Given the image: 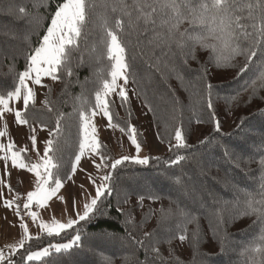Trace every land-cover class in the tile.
<instances>
[{"label":"trees","instance_id":"obj_1","mask_svg":"<svg viewBox=\"0 0 264 264\" xmlns=\"http://www.w3.org/2000/svg\"><path fill=\"white\" fill-rule=\"evenodd\" d=\"M11 2L15 5L11 13L9 3L0 5V93L5 94L17 85V74L25 70V50L29 46L37 45L62 0ZM17 7H24L27 14L19 13ZM104 13L103 7H97V16ZM108 15L114 19L116 14L109 12ZM163 19L167 17L164 16ZM89 28L91 34L87 46H82L81 49L84 60L82 66L76 67L77 61L74 57L73 75L66 77L58 71L57 76L60 79L57 80V85L47 86L45 102L48 103L44 102L40 106L35 102L26 113L30 122V125H26L29 135L33 134L32 128H35V133L45 130L49 134L55 129L57 114L63 116V131L54 151L61 165L63 184L69 181L64 178L65 175L72 176L71 161L78 151V121L73 115L74 106L78 103L77 97L83 94L90 104H94V93L98 86L97 73L108 64L106 59L96 63L91 47L98 40L99 33L93 25H89ZM185 30L194 35L205 34L199 27L187 22L180 27L181 32ZM128 31L131 34L124 39L130 42L129 52L137 54L131 69L134 77L128 82L134 99L150 116L158 139L163 145L169 147V141L175 144L172 139L174 132L177 128L182 129L189 146L181 150L186 159L170 166L167 161L174 156L175 150L170 151L168 148L163 154L149 156L148 165L127 162L126 166L119 169V177L112 195L101 198L103 202H98L97 211L92 217L87 221H79L73 229L61 233L59 237L51 238L53 243H63L71 239L76 232L81 235L79 246L68 253L56 254L52 258V264H144L145 250L138 246L135 240L144 239L145 244H150L151 237H146V233L166 237L169 233L163 231L164 229L171 227L175 231L178 218L173 216L161 223L162 210L175 211L178 205L199 216L198 252L194 255L190 243L192 233L197 228L195 223H191L187 225V241L181 243L177 238L172 240L171 244L163 242L158 245L165 258L163 264H175L170 250L174 251L181 264H250L248 257L242 255V252L260 233V222L256 216H241L235 220L231 217L236 215L243 205L247 198L246 192L257 199L264 192L261 188L264 171L259 163L260 159L264 158V82L257 78L254 85L247 83L255 74L264 71V67L259 63L260 53L258 52L242 76H238V73L245 64L243 55L232 59V66L224 67L210 63V53L199 47L196 48V59L189 60L187 64H181L177 55L175 61L180 65L181 74L188 85L186 89L180 80L167 74L163 63L157 66L155 57L151 55L154 46L149 41L154 33L167 35V27L161 25V17H157L154 31L145 34ZM25 36L28 37L27 40ZM240 43L243 48L249 46L247 40L242 39ZM162 52L168 53L164 59H169L177 49L173 45L169 52L167 47L162 46L155 49V56H161ZM202 66H206L208 70L205 80H200ZM157 67L159 71L156 70ZM106 72L105 68V78ZM161 73H164L163 77ZM205 81L212 85L211 109L206 106ZM253 88L257 90L255 98ZM173 95L178 98V104L172 100ZM110 111L115 123L129 130L135 127L136 135H140L141 123L130 96L126 104L122 105L120 99L118 104L112 103ZM215 121L220 123L219 132L215 130ZM49 139H52L50 135ZM102 144L105 146V153L112 158H118L110 147ZM24 158L33 161L28 151ZM176 176L181 177L187 186L186 194L182 195V189L174 183L173 177ZM122 189L130 194L127 202L125 191ZM17 190L21 191L19 188ZM148 194L159 199L153 201L145 198L143 207H140L138 196ZM201 204L205 207L202 208ZM221 208L225 222L217 234L213 235L207 210ZM129 214L132 220L126 223ZM39 237L40 241L30 242L32 250H40L48 245L49 238L44 235ZM23 252L24 249H20L12 259L19 262ZM152 257L153 254L149 252L148 264H153ZM257 259L261 257L257 256ZM25 264H41V261L25 260ZM154 264L162 262L155 260Z\"/></svg>","mask_w":264,"mask_h":264},{"label":"snow or ice","instance_id":"obj_2","mask_svg":"<svg viewBox=\"0 0 264 264\" xmlns=\"http://www.w3.org/2000/svg\"><path fill=\"white\" fill-rule=\"evenodd\" d=\"M5 2L9 3V12L15 7L11 0H0V5ZM97 7H103L105 13L96 15ZM186 9V13H185ZM19 13L27 14L24 7H17ZM116 14L113 19L108 13ZM246 12V15L244 13ZM161 17V25L167 27V35L161 32H155L149 41L153 44L151 55L155 57L156 65L163 63V67L167 70L169 76H174L181 81L182 86L186 89L184 77L180 71V65L176 63L175 58L180 57L181 64H187L189 60L196 59V48L199 47L210 53L209 62L214 63L217 67L232 66L231 60L236 56L243 55L245 64L240 68L238 76H242L251 65L253 59L260 53L259 63L264 67V0H62L58 5L54 16L50 19L45 34L39 39L37 45L29 46L25 50L26 67L25 70L17 74L18 83L6 94L0 93V118H3L5 112H14L15 121L21 125H30L27 118V111L30 106L35 105L36 93L29 86V81L33 84L43 87L42 80L51 78L58 80L57 72L61 71L66 77H71L73 58H76V67L82 66L84 63L82 46L86 47L88 37L91 34L89 25H93L98 33V40L92 44L91 52L95 54L96 63L107 60L108 64L99 70L97 88L94 93V104L83 96L77 97V105L74 106L73 115L77 118V144L78 151L71 161V174H75L81 163V159L88 157L98 172H103L99 176L100 183L97 184L96 178L89 176L90 182L95 186V197L90 202L85 203L83 214L77 212L78 220L70 219L67 223H61L53 220L51 223L39 221L38 227L42 230L45 237L49 238L46 247L40 250H32L31 244L33 240L40 241V237H33L29 233L28 226L21 223L23 229V238L14 246L10 252L16 254L19 249H24L20 254V261H14L12 255H6L0 250V264H25L28 262L41 261V264H52V258L56 254H65L70 252L74 247L79 246L81 235L76 232L67 242H51V238L59 237L61 233L73 229L79 221H87L97 211L98 202L102 203L101 198L112 195L114 186L119 177V169L126 166L127 162L137 165H148L149 158H141V144L137 141L136 129L131 127L130 130L120 127L113 121V115L110 111V105L115 101L111 98L118 96L122 105L128 102V92L126 85L130 78L134 77L131 71L133 63L136 61L137 54L129 52V41L124 39L131 33L145 34L154 31L157 23V17ZM166 16L167 19H163ZM199 27L204 31V35H194L185 30L180 31L183 23ZM251 29V31H249ZM13 35L12 33H6ZM27 40L28 37L25 36ZM247 40L249 46L243 48L241 40ZM191 41V43H189ZM173 45L177 52H173L169 59H164L168 53H161V56H155V49L167 47L171 52ZM151 66V65H150ZM105 68L107 69L106 76ZM159 71V67L156 68ZM208 75L206 66H202L200 80H205ZM164 76V73H161ZM264 82V71H261L251 77L247 83L255 84L256 79ZM123 81V84L119 82ZM67 82V81H66ZM133 82H137L133 80ZM204 91L207 97V108H213L211 101L212 85L205 81ZM256 89L253 88V98H255ZM191 94V93H190ZM15 100L21 105V108L14 110L10 107V103ZM145 100L147 96L145 94ZM172 100L179 103L178 98L173 95ZM48 103L47 101L45 102ZM150 110H153L150 108ZM102 114L107 118L108 126L112 128L119 127L121 132H127L128 138L132 145L135 146V156H122L120 158H112L105 153V146L98 137V130L94 123V117ZM63 116L59 113L56 117L55 129L49 132L52 139L45 141V150L41 155L36 153V162H31L24 158L27 148L17 149L15 144L9 140L5 145L0 143V160L5 162L7 166L10 161L14 168L26 170L34 174L35 188L27 193L26 202L23 204L25 214L31 217L33 222H37L39 214L32 211L33 206L46 208L48 202L55 197L63 187L60 174L61 165L59 159L55 157L54 151L59 137L62 134L61 120ZM197 122H200L197 120ZM215 130L220 131L219 121H215ZM35 128L32 132L35 133ZM7 135L5 130H0V137ZM32 147L36 148L37 138L33 134L29 137ZM172 139L175 144L169 141V150H175L174 156L167 161L170 166L179 164L186 157L181 154V150L187 149L185 135L181 128H177ZM203 143V142H202ZM50 153H52L50 155ZM99 158L100 162L96 161ZM55 161V162H54ZM262 171H264V158H261ZM238 166V165H237ZM56 171H53V170ZM70 179L69 175L64 176ZM176 185L182 189L181 194L187 193V186L184 185L181 177H173ZM2 183V181H0ZM9 191H12L10 185H6ZM83 187V185L81 186ZM261 188L264 189V176H262ZM125 191V202L130 194ZM3 194H0L2 197ZM246 199L243 205L237 211L236 215L231 217L235 220L241 216H256L260 222L261 231L254 238L251 244L244 249L242 255L248 257L250 264H264V192L257 199L251 193L246 192ZM145 198L155 201L159 197L152 194L139 195L138 200L140 207H143ZM16 199H20V194H16ZM175 203V201H173ZM217 203L218 201H213ZM5 207L15 208L16 215H21V205L15 200L3 199ZM201 207L205 206L201 204ZM152 210H150V213ZM177 217L178 222L175 225V231L171 227L163 231L169 233L166 237H158L156 233L148 234L151 237V243L145 244L144 239L135 240V243L143 248L146 253L144 264H148V253L153 254V264L155 260L165 261L158 245L166 242L171 244L172 240L179 239L181 243L188 240L187 225L195 223L196 230L192 233L191 247L194 255L198 252V243L200 237L199 216L190 212L186 208L177 206L176 210L168 209L166 212L162 210L161 223L167 221L170 217ZM150 218V217H149ZM207 218L209 225L216 235L220 226L225 222L223 216V208L208 209ZM132 217L129 214L127 222H131ZM23 221V216H21ZM223 249V244L221 245ZM170 255L174 257L175 264H181L178 257H175L174 251L170 250ZM257 256L261 259H257Z\"/></svg>","mask_w":264,"mask_h":264},{"label":"rangeland","instance_id":"obj_3","mask_svg":"<svg viewBox=\"0 0 264 264\" xmlns=\"http://www.w3.org/2000/svg\"><path fill=\"white\" fill-rule=\"evenodd\" d=\"M29 86L33 88L36 93V104L43 105L45 102L47 86H56L58 81L51 78H44L42 80L43 87L28 82ZM123 84V81L119 82ZM128 96L133 99L134 107L138 116V121L141 123L140 135H137V141L141 144L140 157L145 158L149 156H156L163 154L169 147L163 145L156 134V131L151 123L150 116L144 108H142L134 99L131 86L128 83L126 85ZM115 104L119 103V97L113 96L111 98ZM10 107L14 110L21 108L15 100L10 103ZM94 123L98 130L99 140L106 144L118 158L122 156H135V146L131 144L128 134L121 132L119 128H112L108 126L106 117L102 114H98L94 117ZM7 135L0 137V143L5 145L9 142H13L16 148H27L28 152L33 157L32 162H36L37 151L42 155L45 150V141L49 139V134L45 130L33 133L37 138L36 148L32 147L29 137L28 129L26 125L16 123L14 112H5L3 118H0V130H5ZM97 162L99 158H96ZM103 172H98L92 161L86 156L81 159V163L77 168L75 174H72L69 181L63 184L59 193L53 197L46 208H40L33 206L32 211H36L39 214L37 222H33L31 217L25 214L23 204L26 202L27 193L33 191L35 188L34 174L26 170L14 168L11 166L10 161L7 166L3 160H0V250H3L6 255H12L10 250L16 246L23 238V229L21 223L28 226L29 233L33 237L44 235L42 230L38 227L39 221L45 223H51L53 220L61 223H67L70 219L78 220L77 212L83 214L84 205L95 197V186L90 182L89 176L96 178L97 184L100 183L99 176L103 175ZM6 185H10L12 191L8 190ZM83 185V187H81ZM17 186L21 191H18ZM20 194V199H16V194ZM15 200L17 204L21 205V215H16L15 208H8L4 206L3 199ZM23 216V221H21ZM20 250V249H19ZM18 250V251H19ZM17 251V252H18ZM15 255V254H14ZM12 255V257L14 256Z\"/></svg>","mask_w":264,"mask_h":264}]
</instances>
